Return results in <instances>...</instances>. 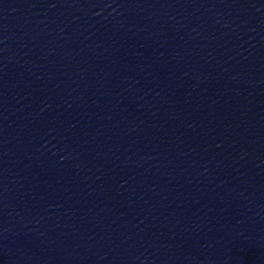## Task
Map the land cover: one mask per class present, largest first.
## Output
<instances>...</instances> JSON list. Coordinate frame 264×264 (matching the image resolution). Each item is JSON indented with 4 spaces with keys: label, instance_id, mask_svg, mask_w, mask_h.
I'll use <instances>...</instances> for the list:
<instances>
[{
    "label": "water",
    "instance_id": "water-1",
    "mask_svg": "<svg viewBox=\"0 0 264 264\" xmlns=\"http://www.w3.org/2000/svg\"><path fill=\"white\" fill-rule=\"evenodd\" d=\"M0 264H264V0H0Z\"/></svg>",
    "mask_w": 264,
    "mask_h": 264
}]
</instances>
